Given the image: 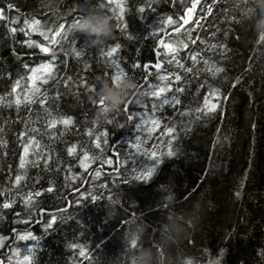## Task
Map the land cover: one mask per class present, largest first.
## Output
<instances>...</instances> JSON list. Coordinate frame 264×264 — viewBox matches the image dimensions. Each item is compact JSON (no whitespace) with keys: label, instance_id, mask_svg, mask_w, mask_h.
<instances>
[{"label":"trees","instance_id":"trees-1","mask_svg":"<svg viewBox=\"0 0 264 264\" xmlns=\"http://www.w3.org/2000/svg\"><path fill=\"white\" fill-rule=\"evenodd\" d=\"M100 2L0 0L7 17L0 19V264H138V252L151 264H182L186 255L196 264H264V27L257 23L264 6L199 0L189 14L195 0H108L105 13L96 10ZM113 10L121 28L93 45L78 23L90 13L113 20ZM169 17L173 25L164 23ZM26 20H39L38 30ZM61 24L65 38L50 44L41 32L51 36ZM161 41L177 51L165 55ZM115 44L126 74L113 81L95 48ZM134 63L161 67L145 72ZM42 65L50 73L37 74L41 91L24 102L31 69ZM104 80L133 85L107 114ZM149 85L166 87L162 98L178 103L153 109L159 100L144 95ZM132 98L140 104L129 106V120ZM28 233L36 239L18 238Z\"/></svg>","mask_w":264,"mask_h":264},{"label":"snow or ice","instance_id":"snow-or-ice-1","mask_svg":"<svg viewBox=\"0 0 264 264\" xmlns=\"http://www.w3.org/2000/svg\"><path fill=\"white\" fill-rule=\"evenodd\" d=\"M199 3V0H195V2H193L191 4V6L188 8V13L190 14L191 12H193L195 9H196V6L197 4ZM108 6V0H101V2L98 4L97 6V11H103L106 13V8ZM118 7H121L122 6H118ZM149 7H151V5H149ZM14 8V5L9 3L7 4V9L11 10ZM139 11L141 13H143L145 11V8L144 7H141L139 8ZM211 11V9L209 8V12ZM5 13V8H0V19H7V17L4 15ZM81 14L78 15L77 19L79 18ZM112 17H113V20H119L121 21V24H117L118 27L117 28H121L122 26V21H123V16L122 14L117 16L116 13H115V10H113V13H112ZM17 21H12V23H16ZM185 23H187V20L184 21ZM164 23H167L168 25H173L175 22L173 21V19L171 17L167 18ZM25 25L31 29L32 31H36L38 30V26L40 25V21L39 20H32L31 22L29 21H25ZM64 25L61 24L59 25V27L54 31L52 32L51 29H49L50 32H52V35L49 36V35H46L44 32H41V35L44 36V39L49 41L50 44H57L58 43V40L56 39L57 37H61V39L65 38L64 36H62V33H63V30H64ZM71 30V26H70V29ZM177 31H179V26L177 27L176 29ZM11 32L15 33L17 31V29L15 27L11 28L10 29ZM20 31H24L23 28L20 29ZM28 33H26L27 35ZM183 43V42H181ZM29 44V47L33 46V42L29 41L28 42ZM161 45L166 49V53L165 55H168V54H173L177 51V48L172 46V45H169V44H165L163 41H161ZM39 47V45H37ZM183 47H187V44H183ZM120 48V45L119 44H115L114 46H111V47H108L107 49H105V46L104 47H101V48H95L97 51L100 52V55L101 57L104 59V63H105V66H106V71L105 73H107L108 76H110L113 81L117 80L119 77L121 76H124L126 73L124 72V70L120 67L119 63L116 62V59H115V53L118 51V49ZM41 51L44 52V53H48L49 52V48L48 47H41ZM74 54L76 57H80L82 55V52L80 51H74ZM174 59V57H173ZM193 60L196 59L195 56L192 57ZM51 65H42L41 68H36V69H31V72H32V76L29 77V80H31L32 82V86L30 88H28V91L31 92V96L29 95H25L24 97V102H27V103H34L35 100L33 99L34 96H36L37 94L40 93V88L36 86V81L37 79H39L40 77L37 75L38 73H41L42 71L44 70H48V72L50 73V70H51ZM143 67L145 72H147L150 68H156V69H159L161 67V65L159 63L155 64V65H140L138 63H134L132 65V68H141ZM216 72H219V71H222V69H219V68H216L215 69ZM159 79L161 81H164L167 79V77L165 76H160ZM176 80H179L180 79V76L177 75L175 77ZM43 83H47V79L43 80ZM21 87V82L20 81H17L16 82V85L12 88V94H16L17 93V89ZM149 88L150 90L146 91L144 93V95L146 96H149V97H155L159 100V104H153L152 107L153 109L155 108H158L160 107L161 105H164V104H169V103H172V104H175V103H178V101L175 100V98H168V97H163L162 98V94L165 93L166 91V87H159L157 85H149ZM0 99H4V98H0ZM47 99V97L44 98V100H41V104H43L45 102V100ZM17 107H19V105L22 103L19 95L16 96V99L13 101ZM11 103H8L6 106H11ZM133 104H136V105H139L140 102L137 101V99H130L129 102L125 105V112L128 113V119L129 120H132L134 119V115L133 113L131 112H128V108L130 105H133ZM216 107L215 104H212L209 108V111H212L214 110ZM45 111H47V109H45ZM61 123H63L65 126L69 125L72 123V121L70 119H64L62 121H60ZM57 121L55 119H52L50 124H49V127H54L56 125ZM35 143L34 140H29L26 144V146L24 147L23 151L25 153V155L28 154L29 152V147H31L33 144ZM96 147L99 148L100 147V144L97 143L96 144ZM76 151V148H75V145H73L72 147L68 148L67 152H68V155L69 156H72ZM169 155H172L171 152L168 153ZM152 155H155V153H152ZM88 160V156L87 154H85L83 160L81 161V164H85V162ZM108 163H111V161H108ZM25 166V159L24 157H21V162H20V167L21 168H24ZM86 166V165H85ZM151 172H152V169H149L148 170V174L151 175ZM97 175H99V173H97ZM21 177L20 176H17L16 177V183L18 184L19 181H20ZM49 191H51V189H49ZM35 195L39 196L40 193L37 192ZM25 203H31V197L28 198V200L25 201ZM11 206L10 203H4L3 204V207L4 208H9ZM49 227H51V225H49ZM21 241H26V240H35L36 237L30 233L28 234H25V235H20L18 237ZM16 256H19L20 253L17 252L15 253ZM30 256H31V250L29 251V254L28 255H25L23 257V260L24 262H28L30 260Z\"/></svg>","mask_w":264,"mask_h":264},{"label":"clouds","instance_id":"clouds-1","mask_svg":"<svg viewBox=\"0 0 264 264\" xmlns=\"http://www.w3.org/2000/svg\"><path fill=\"white\" fill-rule=\"evenodd\" d=\"M257 2L264 6V0H257ZM258 25L264 27V15L261 16V19L257 22ZM78 30L82 31L89 37H94L93 45L96 44H105L111 38L115 36V31L117 29L116 24L113 23V20L105 15L100 16L95 13L88 14L82 21L77 25ZM257 38L259 39V29L257 32ZM133 85L125 80L117 88H112L109 86L106 80L103 82L102 92V101L107 102V106L103 109V113L107 114L109 111H115L119 108L120 104L125 102V92L127 89L131 88ZM31 249H29L30 251ZM141 259L138 261V264H151L148 256L141 253H137ZM182 264H196L195 258L186 255L182 258Z\"/></svg>","mask_w":264,"mask_h":264},{"label":"rangeland","instance_id":"rangeland-1","mask_svg":"<svg viewBox=\"0 0 264 264\" xmlns=\"http://www.w3.org/2000/svg\"><path fill=\"white\" fill-rule=\"evenodd\" d=\"M230 208H231V203L228 202V200L224 201L222 211L227 213L230 211ZM229 221H230V214L228 213V217H226L224 220V227H225V225H227L229 223Z\"/></svg>","mask_w":264,"mask_h":264},{"label":"water","instance_id":"water-1","mask_svg":"<svg viewBox=\"0 0 264 264\" xmlns=\"http://www.w3.org/2000/svg\"><path fill=\"white\" fill-rule=\"evenodd\" d=\"M186 26H187V24L183 25V26L180 28V30L183 29V28H185Z\"/></svg>","mask_w":264,"mask_h":264}]
</instances>
